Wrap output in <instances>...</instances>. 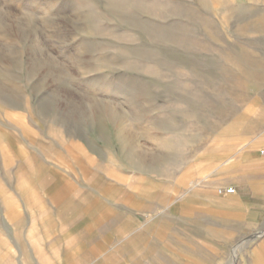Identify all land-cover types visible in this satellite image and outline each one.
<instances>
[{
  "label": "rangeland",
  "instance_id": "374dc122",
  "mask_svg": "<svg viewBox=\"0 0 264 264\" xmlns=\"http://www.w3.org/2000/svg\"><path fill=\"white\" fill-rule=\"evenodd\" d=\"M261 126L264 0H0V264L163 257L183 213L205 264L251 261L214 157Z\"/></svg>",
  "mask_w": 264,
  "mask_h": 264
},
{
  "label": "crops",
  "instance_id": "0c3cea01",
  "mask_svg": "<svg viewBox=\"0 0 264 264\" xmlns=\"http://www.w3.org/2000/svg\"><path fill=\"white\" fill-rule=\"evenodd\" d=\"M227 143L228 156L214 157L215 161H221L218 162L216 170L223 175L215 185L231 186L236 193L214 201L211 206L214 217L219 222L218 235L243 239L264 232V156L260 154L264 150V126L239 133L230 130ZM259 148L261 149L258 152ZM181 217L187 219L186 228L182 227L166 235L170 243L164 246L163 257L155 255L149 246L143 249L133 247L129 252L132 262L205 264L204 236L200 231V221L196 219L199 216L183 213ZM244 249V254L248 253L251 261L242 264H264V236L254 245H246ZM20 261L17 264H26L23 260Z\"/></svg>",
  "mask_w": 264,
  "mask_h": 264
},
{
  "label": "built area",
  "instance_id": "2783aa9c",
  "mask_svg": "<svg viewBox=\"0 0 264 264\" xmlns=\"http://www.w3.org/2000/svg\"><path fill=\"white\" fill-rule=\"evenodd\" d=\"M260 154L264 156V150L260 151ZM236 193V190L234 188L225 189L224 191H219L220 195H234Z\"/></svg>",
  "mask_w": 264,
  "mask_h": 264
},
{
  "label": "bare ground",
  "instance_id": "6f19581e",
  "mask_svg": "<svg viewBox=\"0 0 264 264\" xmlns=\"http://www.w3.org/2000/svg\"><path fill=\"white\" fill-rule=\"evenodd\" d=\"M230 189V188H229Z\"/></svg>",
  "mask_w": 264,
  "mask_h": 264
}]
</instances>
